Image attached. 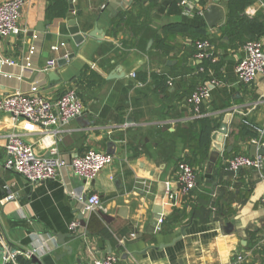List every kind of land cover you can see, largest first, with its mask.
<instances>
[{"label":"crops","instance_id":"crops-1","mask_svg":"<svg viewBox=\"0 0 264 264\" xmlns=\"http://www.w3.org/2000/svg\"><path fill=\"white\" fill-rule=\"evenodd\" d=\"M59 1L25 0L17 19L21 33L0 36V95L27 92L39 82V94L52 101L75 88L85 111L56 131L34 132L22 129V119L0 113V243L33 252L41 264H77L76 259L82 264L107 254L117 264H264V164L260 170L239 171L226 165L237 154L264 155L259 145L264 133L257 131L264 125V77L251 84L237 78L235 67L246 55V41H233L223 31L226 0L218 3L224 23L212 28L202 16L211 3L200 0L190 11L180 0H71L80 32L95 26L101 31L81 45L67 30L68 0L65 16L47 14L54 3L55 12L60 10ZM241 15L264 20L262 0H250ZM40 23L44 32L35 29ZM171 23L204 27L213 62L220 63L218 72L199 75L204 60L194 57V42L202 37L165 32ZM243 36L261 40L264 48V32L253 39ZM160 39L167 51L157 48ZM53 45L58 49L52 50ZM71 53L64 65L57 64ZM50 59L56 67L44 71ZM211 79L218 84L210 86V97L197 114L189 96ZM227 112L225 147L217 151L210 140L206 148L198 121L209 119L214 127ZM12 132L21 133L42 156L73 158L96 150L112 154L113 162L89 182L67 168L54 180L29 183L4 167L5 136ZM182 160L197 177L186 195L178 180ZM167 183L172 199L165 195ZM4 187L14 199L3 201ZM93 193L104 210L81 211L77 198ZM157 205L161 220L150 231ZM73 221L79 225L71 231ZM58 233L64 244L58 243Z\"/></svg>","mask_w":264,"mask_h":264},{"label":"built area","instance_id":"built-area-1","mask_svg":"<svg viewBox=\"0 0 264 264\" xmlns=\"http://www.w3.org/2000/svg\"><path fill=\"white\" fill-rule=\"evenodd\" d=\"M221 0H208L209 3H219ZM186 10L193 9L194 0H180ZM25 0H5L0 3V36L18 35L22 29L18 24L19 10L24 6ZM264 9V0H262ZM196 13L201 15L202 9L197 8ZM194 57L198 60L210 58L215 59L209 51L210 42L207 39H199L194 42ZM52 50H57L58 46H51ZM245 57L239 59L235 67L236 75L243 84H251L258 77H264V48L261 40H247L243 44ZM34 48L31 47L29 54L32 55ZM28 60V57H26ZM13 65L12 61H2L1 63ZM29 66V63H26ZM56 67V61L50 59L44 71ZM199 71H204L199 67ZM134 76V73L132 74ZM213 86L218 81L211 79L208 82ZM39 82L29 86L27 92H17L14 94L0 95V113H7L23 120L22 129L26 132H34L37 129L43 131H56L55 129L66 125L70 120L80 116L85 111L75 88H70L62 93L55 100H46L40 94ZM210 86L207 83L198 84L189 96V102L193 105L195 112L199 113L201 103L210 97ZM260 135L264 133V125L257 129ZM264 154V142L259 143ZM4 148L6 159L4 167L21 175L29 183H38L46 180H54L63 174V171L70 168L73 175L89 182L95 179L98 173L107 165L113 162V155L96 150H87L80 156L69 158L62 153H55L51 156H42L35 152L31 144L27 143L21 133H9L5 136ZM264 164V155L248 156L237 154L226 159V165L231 170H238L245 167H253L260 170ZM178 180L181 185V193L186 195L194 188L197 177L194 168L182 160L178 163ZM4 189H6L4 187ZM73 195V192H70ZM168 199L173 198L170 187H166ZM13 193L6 189L3 201L14 199ZM78 202H82L81 211L94 212L104 210L98 194L93 193L87 197L79 196ZM264 202V196L262 198ZM161 218L158 219L160 222ZM158 223V222H157ZM78 222L73 221L69 229L74 231L78 227ZM2 251L3 264L11 262L17 264L16 255H24L30 258L33 252H22L15 249H8L3 244ZM237 260H242L241 256ZM82 264H117V258L113 254H107L101 258H92Z\"/></svg>","mask_w":264,"mask_h":264},{"label":"trees","instance_id":"trees-1","mask_svg":"<svg viewBox=\"0 0 264 264\" xmlns=\"http://www.w3.org/2000/svg\"><path fill=\"white\" fill-rule=\"evenodd\" d=\"M201 3H206L208 0H200ZM250 0H226L227 6V19L226 23L223 25V31L227 34H231L233 36V41H238L240 43H244L247 39L243 36V34H248V36L253 39L257 36L261 35L264 32V20L262 19L261 22L255 19H248L244 15H241V12L244 6L249 3ZM60 10L55 12L57 3L49 6L47 8V14L53 15L56 13L57 15L65 16L67 12V4L65 0H60ZM163 30L165 32L171 33H193L195 39L198 37H202L200 39H204V27H192L185 23H171L164 26ZM198 40V39H196ZM168 45L163 43V40L157 41V48L167 51ZM195 51V48H194ZM200 67H203L204 71H199V75L203 76L205 72L208 70L218 72L220 69V63L211 62L210 58L204 59V61L200 64ZM199 133L198 136L201 138V143L203 145L206 144V148L210 142V135L213 131L214 127L209 119H200L199 121ZM243 129H247V127L243 126ZM252 137H256V132H249ZM204 138V139H203ZM16 262L17 264H36L31 261L30 258L25 257L24 255H16ZM4 264H12L11 262H6Z\"/></svg>","mask_w":264,"mask_h":264},{"label":"water","instance_id":"water-1","mask_svg":"<svg viewBox=\"0 0 264 264\" xmlns=\"http://www.w3.org/2000/svg\"><path fill=\"white\" fill-rule=\"evenodd\" d=\"M69 2V12L67 13V26H68V33L71 35L73 41L76 44H83L85 37L89 36V37H96L98 38L99 34H101V31L97 28V26L94 27V29L92 31H89L87 33H81L79 27L76 25V21L73 17V6L71 4V0H68ZM203 19L205 21V23L208 25V27L212 28V27H216V26H220L224 23L225 21V11L224 8L219 5L218 3H211L204 11H203ZM38 31L44 32L45 31V27L42 23H40L38 25V27L35 28ZM49 33H45V38L48 39L49 38ZM74 56L73 53L69 54L67 56V58H60L57 61V64L59 66H62L66 63L67 59H70ZM49 75L52 77L53 75H55V73H49ZM208 86H211L209 84H207ZM231 117V112H227L224 115L220 116L219 119L221 120L219 122L218 125H216L212 131V134L210 135V140H211V146L217 150V151H222V149L225 147V143L223 142V138L224 135L228 134V125H229V120ZM260 152L263 154V151L260 149ZM108 154H110L109 152H107ZM239 171V170H237ZM161 207L159 205H157L155 207V212L153 215V218L151 220L150 223V231H154L155 226H157V222L158 219L161 218ZM57 236V241L59 244H64V235L62 234H56ZM7 248L11 249V243H7ZM65 250L70 253L71 249L70 247H66L64 246ZM80 250V247H79ZM0 251H4V246L3 244L0 243ZM30 259L32 262L36 263V264H41L39 258L32 254L30 255ZM77 264H81L80 259H76Z\"/></svg>","mask_w":264,"mask_h":264},{"label":"rangeland","instance_id":"rangeland-1","mask_svg":"<svg viewBox=\"0 0 264 264\" xmlns=\"http://www.w3.org/2000/svg\"><path fill=\"white\" fill-rule=\"evenodd\" d=\"M0 264H3V260H2V251H0Z\"/></svg>","mask_w":264,"mask_h":264}]
</instances>
